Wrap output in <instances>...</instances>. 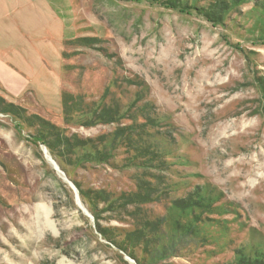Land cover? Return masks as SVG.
<instances>
[{
    "label": "rangeland",
    "instance_id": "rangeland-1",
    "mask_svg": "<svg viewBox=\"0 0 264 264\" xmlns=\"http://www.w3.org/2000/svg\"><path fill=\"white\" fill-rule=\"evenodd\" d=\"M5 2L0 264H264V0Z\"/></svg>",
    "mask_w": 264,
    "mask_h": 264
},
{
    "label": "crops",
    "instance_id": "crops-1",
    "mask_svg": "<svg viewBox=\"0 0 264 264\" xmlns=\"http://www.w3.org/2000/svg\"><path fill=\"white\" fill-rule=\"evenodd\" d=\"M3 1V4H1V2ZM6 0H0V50H6V53L8 54L7 57H10L11 59L4 57L3 59H1L0 57V64H2L3 67H0V69L2 68V71L0 70V78L3 77V74H6L10 71V67H14L13 66V61H14V56H15V50L16 48H18L20 50V55L18 57V60L22 59V56H27V52H30L29 50V44L31 45L30 41L28 43V37H26L25 33L29 31L30 27L27 24H24V20L21 21V25H20V29H17L16 27V23L14 22V20L10 17L9 13H8V7L6 5ZM15 27L16 30L18 32V43L17 45H15ZM25 32H24V30ZM12 39H11V38ZM10 40V41H8ZM12 47V48H11ZM38 49L41 51L40 49V45L37 46ZM27 50V52H26ZM42 53V51H41ZM41 59L43 60V63H48L47 59L44 58V54L42 53ZM47 69V68H46ZM59 71V70H58ZM1 83V80H0ZM4 83V80H3ZM30 88H32L30 86ZM0 90H5L3 88L0 87ZM31 90V89H29ZM60 90H63V88L60 87ZM58 99L56 104L59 105V111L62 113V106H63V96L58 94ZM23 101V99L21 100ZM33 105H39L41 108H43L42 106H47L45 103H43V105L41 106L39 103L34 104L32 102ZM47 109V107H46ZM54 112V110H53ZM57 115V114H54ZM57 117V116H55ZM13 131H10V129H6L4 127H0V139L3 141H6L7 143H11L12 144V138H13ZM15 146H14V150H15Z\"/></svg>",
    "mask_w": 264,
    "mask_h": 264
},
{
    "label": "trees",
    "instance_id": "trees-1",
    "mask_svg": "<svg viewBox=\"0 0 264 264\" xmlns=\"http://www.w3.org/2000/svg\"><path fill=\"white\" fill-rule=\"evenodd\" d=\"M137 1H140V0H137ZM166 3H168L167 5H169L168 8H172V9L179 10V11L182 12V13H187V14L190 13L189 11H183L179 6H181V7H183V8H185V7H184L182 4L178 3V2L168 1V2H166ZM177 7H178V8H177ZM213 17H214V16H213ZM208 18H209V21H211V22H214V21L216 20L215 18H212V16H210V17H208ZM217 23H218V20H217ZM0 105H1V107L6 106V107L8 108V110L6 109L5 111H6V112H9V113H11V114H13V115H15V116H17V117H18V115H16L15 112H14L13 110H15V111H17V112H22V113L25 111V110H23V108L18 107V106L14 105V104H8V103H6V102L4 101V99L1 98V97H0ZM23 119H24V118H23ZM26 119H27V117L25 118V120H26ZM20 121H21V120H20ZM39 140H41V139L39 138ZM42 144L46 145L50 150H53V149H54V146H53L52 144L47 143V141L44 140V139H43V141H42Z\"/></svg>",
    "mask_w": 264,
    "mask_h": 264
}]
</instances>
